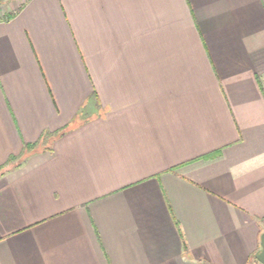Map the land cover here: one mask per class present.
<instances>
[{"label": "crops", "instance_id": "crops-1", "mask_svg": "<svg viewBox=\"0 0 264 264\" xmlns=\"http://www.w3.org/2000/svg\"><path fill=\"white\" fill-rule=\"evenodd\" d=\"M263 233L264 0L0 6V264H261Z\"/></svg>", "mask_w": 264, "mask_h": 264}, {"label": "water", "instance_id": "water-1", "mask_svg": "<svg viewBox=\"0 0 264 264\" xmlns=\"http://www.w3.org/2000/svg\"><path fill=\"white\" fill-rule=\"evenodd\" d=\"M261 249L259 251V253L256 255L257 259L259 262H261V264H264V233L261 235Z\"/></svg>", "mask_w": 264, "mask_h": 264}, {"label": "rangeland", "instance_id": "rangeland-1", "mask_svg": "<svg viewBox=\"0 0 264 264\" xmlns=\"http://www.w3.org/2000/svg\"><path fill=\"white\" fill-rule=\"evenodd\" d=\"M12 0H0V6H4L5 2H9ZM21 3V1H17L16 5H15V9H17V7L19 6V4Z\"/></svg>", "mask_w": 264, "mask_h": 264}, {"label": "trees", "instance_id": "trees-1", "mask_svg": "<svg viewBox=\"0 0 264 264\" xmlns=\"http://www.w3.org/2000/svg\"><path fill=\"white\" fill-rule=\"evenodd\" d=\"M13 159V158H12Z\"/></svg>", "mask_w": 264, "mask_h": 264}]
</instances>
